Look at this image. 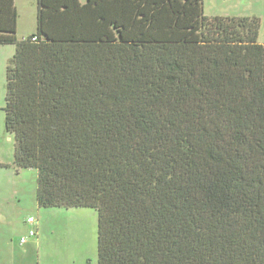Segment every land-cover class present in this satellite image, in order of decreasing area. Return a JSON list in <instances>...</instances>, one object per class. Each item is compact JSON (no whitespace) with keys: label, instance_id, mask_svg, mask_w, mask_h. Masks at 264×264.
I'll return each mask as SVG.
<instances>
[{"label":"trees","instance_id":"trees-1","mask_svg":"<svg viewBox=\"0 0 264 264\" xmlns=\"http://www.w3.org/2000/svg\"><path fill=\"white\" fill-rule=\"evenodd\" d=\"M16 27L0 0L13 163L36 169L38 207L96 211L97 264H264L258 17L36 0L35 32Z\"/></svg>","mask_w":264,"mask_h":264},{"label":"rangeland","instance_id":"rangeland-1","mask_svg":"<svg viewBox=\"0 0 264 264\" xmlns=\"http://www.w3.org/2000/svg\"><path fill=\"white\" fill-rule=\"evenodd\" d=\"M17 38L36 28V0H14ZM205 16L258 17L257 41L264 44V0H202ZM15 52L0 44V264H97V213L92 208L38 207L37 171L16 168L14 139L4 127L5 71ZM35 220L34 236H27L25 220ZM26 237L25 243L19 238Z\"/></svg>","mask_w":264,"mask_h":264},{"label":"built area","instance_id":"built-area-1","mask_svg":"<svg viewBox=\"0 0 264 264\" xmlns=\"http://www.w3.org/2000/svg\"><path fill=\"white\" fill-rule=\"evenodd\" d=\"M26 224L28 225V235L29 236H34L35 235V230L33 228V225L35 223V220L32 216H28L25 220ZM19 242L20 243H25L26 242V237L25 236H22L19 238Z\"/></svg>","mask_w":264,"mask_h":264},{"label":"crops","instance_id":"crops-1","mask_svg":"<svg viewBox=\"0 0 264 264\" xmlns=\"http://www.w3.org/2000/svg\"><path fill=\"white\" fill-rule=\"evenodd\" d=\"M15 6H16V5H15ZM34 32H35V31H34ZM34 32H32V33H34ZM32 33H31V34H32Z\"/></svg>","mask_w":264,"mask_h":264}]
</instances>
